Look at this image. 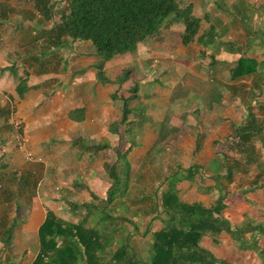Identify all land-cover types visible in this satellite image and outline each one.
I'll use <instances>...</instances> for the list:
<instances>
[{"label": "crops", "instance_id": "1", "mask_svg": "<svg viewBox=\"0 0 264 264\" xmlns=\"http://www.w3.org/2000/svg\"><path fill=\"white\" fill-rule=\"evenodd\" d=\"M38 1L0 0V264H31L48 208L56 213L67 198L82 197L76 204L93 201L88 195L99 196L102 181L106 194L111 178L104 166L127 148L121 167L130 166L129 190L143 171L149 172L148 186H138L147 196L167 174L189 168L190 179L177 183L179 191L183 183L187 201H213L216 176L226 172L216 143L234 149L233 127L246 119L248 108L254 113L257 108L252 104L260 96L250 94L253 80L259 78L264 88V14H245L259 8L262 14L264 0H205L202 14L195 12L199 0L184 6L177 0L200 18L193 41L183 44L184 25L174 22L108 60L88 41L55 30L62 0ZM51 3H57L59 16L55 7L46 13ZM244 56L258 62L257 73L234 76ZM126 68L129 77L113 82ZM124 102L129 111L121 121ZM10 115L21 120L26 147L41 161L23 158ZM240 192L229 195L225 209L234 210L232 219L227 216L232 222L251 211L248 204L257 205L250 197L264 195V187ZM17 213L26 214L22 223ZM12 224L6 246L2 231ZM29 240L32 250L23 253L20 246Z\"/></svg>", "mask_w": 264, "mask_h": 264}, {"label": "trees", "instance_id": "2", "mask_svg": "<svg viewBox=\"0 0 264 264\" xmlns=\"http://www.w3.org/2000/svg\"><path fill=\"white\" fill-rule=\"evenodd\" d=\"M65 1L66 8L62 10L55 30L67 34L72 40L88 41L103 60L134 50L146 39L160 35L162 27L174 22L183 23L180 38L183 44H187L196 38L200 26V18L192 13L191 6L180 7L177 0ZM56 5L51 4L46 13ZM202 39L198 37V42ZM256 68L258 62L244 56L237 60L232 74L257 73ZM129 74L128 68L123 69L113 82L121 84ZM98 76L104 82L109 81L101 73ZM259 81V78L253 80L251 96H255L256 91L261 94L263 86ZM131 92L130 97L134 94L133 90ZM258 105L264 114V105ZM123 109L121 121L129 111L125 102ZM229 140L234 141V149L243 155L244 164L259 165L261 156L255 142L264 147V116H257L248 108L246 119L233 127ZM217 145L216 153H219ZM128 149L119 152L114 162L104 166L111 182L103 203L76 204L65 200L72 209L84 208L88 215H93L90 224H87V216L78 222H67L47 210L38 229L39 252L31 264H231L201 244L204 237L217 244L221 233L228 234L240 250L258 251V257L264 264V217L257 220L244 213L239 222H232L223 214L229 206V199L232 200L229 195L235 194L231 190L226 191L224 186L232 182L236 170L225 158L221 164L226 172L216 176L218 192L210 203L187 201L179 195L177 183L182 179L189 180L191 176L189 168H180L167 174L147 193L151 210H145L149 217L144 227L140 228L135 219L121 213L112 215L107 212V205L121 195L126 196L129 190L130 166L124 163L121 167L122 154ZM263 186L264 183H253L247 189L242 188L240 193ZM90 194L94 200H99V196L91 191ZM156 224L159 225L157 229ZM13 228L14 224L2 231L6 246ZM136 237L144 239L143 249L138 246Z\"/></svg>", "mask_w": 264, "mask_h": 264}, {"label": "rangeland", "instance_id": "3", "mask_svg": "<svg viewBox=\"0 0 264 264\" xmlns=\"http://www.w3.org/2000/svg\"><path fill=\"white\" fill-rule=\"evenodd\" d=\"M187 0H181L180 4L181 6L186 5ZM198 4L199 9H196L195 12L202 14V10L203 8L207 7L206 1L205 0H199L196 2ZM52 4V3H51ZM221 4V3H220ZM211 6H213L211 4ZM237 6L236 2L234 4V7ZM242 7V6H241ZM66 8V1L62 0V10H64ZM231 9L233 8L232 6L230 7ZM240 8V7H239ZM261 8H259L257 10V12L255 11H251V13L249 14V12H245V14H247V16H255V14L261 16L264 14V11H260ZM60 8L59 7H55L54 8V16H59ZM126 53V52H125ZM122 53V54H125ZM259 91L256 93L257 96H260L258 98V101H256V103H253L252 106H257L256 109H254L255 113H257L258 115H261L260 117H262V109L260 108L259 104H263L264 105V88L262 89L261 94H258ZM263 93V94H262ZM244 105V104H243ZM247 106V105H246ZM255 108V107H254ZM119 136L121 135L120 133H118ZM226 142V141H224ZM225 144V149H223L221 146H218L219 149V153L222 152V155L220 154L219 157H221V159H226L227 162H231V165L235 166L236 170L233 173V180L231 183H227L225 184L224 187H226V191L231 190V192H236L237 189H242V188H249L253 183H264V147H261V143L260 142H255V148L257 149V153L261 156L260 157V164L256 165V164H244L243 163V155L237 152V150L233 149H229L228 146L229 144L223 143ZM228 148V149H227ZM137 162V161H136ZM188 163L185 162V165ZM174 167V166H172ZM149 168H152V166H150ZM139 168L135 170H138ZM211 171V170H210ZM138 171H136L137 173ZM217 173V172H216ZM149 177V172L147 171L146 174H144V171L139 174V178L137 180L134 181V183L132 184V188L130 190L127 191L126 196L125 195H121L119 196L113 203L108 204L106 211L109 212L110 214L114 215V214H118L121 213L124 216L133 218L137 221L138 225L140 228H142L143 226L141 225L142 222L146 221L148 219V215H146V209H150L151 210V200L147 197V196H143V194H141V190H139V186L138 185H142V188L144 190L145 186H148V181L144 180V178H148ZM208 181L205 180L203 182V184H206ZM86 188L89 186V184L84 183L83 184ZM99 188H97V192L100 193L99 195V200L96 201L93 199L92 200L95 201L97 204H99V202L103 203V201H105V197L107 194H105V189L107 188V183L106 181H102L100 184ZM182 185L185 186V184L182 183ZM182 186L180 191H179V195L183 198V199H188V194L185 191V187ZM264 187V186H263ZM89 188V187H88ZM150 190V189H149ZM215 193L217 194V191H215ZM142 195V196H141ZM82 197H78L75 198L73 200H69L68 198L66 200H69L70 202H74V201H79L81 200ZM207 198V196H205V199ZM251 199L257 201L255 204L257 205H253V203L248 204V202H245V204H248L249 209L247 210H251L250 212H248L249 215H252L253 217H255L257 220H261L264 217V195H259V196H251ZM190 199V198H189ZM250 199V200H251ZM88 200H90V198H88ZM252 200V201H253ZM205 201V200H204ZM211 201V200H210ZM248 201V200H247ZM207 202V201H206ZM254 202V201H253ZM66 203V204H65ZM237 204V203H236ZM239 204V203H238ZM252 204V206H251ZM241 205V204H240ZM66 206V207H64ZM69 203H67L66 201L62 200V208H60L58 211H56V213L54 211H52L57 217L61 218L64 221L67 222H78L80 221L84 216H87V224L91 223V220L93 219V215L91 216L90 214L88 215L86 212V210L84 208H75L72 209L71 207H69ZM143 209V211L140 212V208ZM232 207V206H231ZM230 207H227L226 209H228ZM240 209H243L242 206L239 207ZM49 209V208H48ZM71 209V210H70ZM234 210H225L223 211V214L225 216H229V218L232 219V213ZM16 216L19 218V222L22 223L21 221L23 220L24 216H26V214H20L17 213ZM6 223H8V220H6ZM18 223V224H20ZM1 231V230H0ZM226 234V233H225ZM39 237V235H38ZM138 246L143 249L144 248V239L140 238V237H136ZM202 246H206V248L209 246L212 249H210L214 255L218 258H224L227 261H229V263L231 264H262L261 259L258 257V251L254 250H240L237 246L236 243L230 238L229 235H225L224 239H219V242L217 244L215 243H211L209 241V238L204 237L202 238ZM143 243V244H142ZM261 245H263V242H260ZM0 248H2L0 246ZM21 250L23 251V253H26V250L28 248H30L32 250V246H31V242L29 240L28 244L25 245H21L20 246ZM143 252V250H141ZM6 252V251H5ZM3 252V253H5Z\"/></svg>", "mask_w": 264, "mask_h": 264}, {"label": "built area", "instance_id": "4", "mask_svg": "<svg viewBox=\"0 0 264 264\" xmlns=\"http://www.w3.org/2000/svg\"><path fill=\"white\" fill-rule=\"evenodd\" d=\"M10 123L16 129V147L19 149L25 160H35L41 161V157L33 154L26 146L28 143V138L25 134L21 132L22 122L19 118L15 117L14 115H10Z\"/></svg>", "mask_w": 264, "mask_h": 264}]
</instances>
